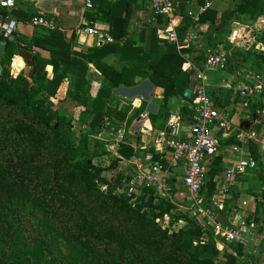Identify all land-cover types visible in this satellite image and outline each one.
<instances>
[{
  "label": "trees",
  "instance_id": "1",
  "mask_svg": "<svg viewBox=\"0 0 264 264\" xmlns=\"http://www.w3.org/2000/svg\"><path fill=\"white\" fill-rule=\"evenodd\" d=\"M213 1L197 0V4ZM234 3L232 9L222 12L210 7L194 22L187 14L189 3L182 0L176 13L178 41L182 43L194 31L201 42L185 50L157 37L156 29L167 26L166 18L153 15L154 26L144 23L130 28L137 0L93 1L88 10L93 26L100 25L112 34V22L119 19L123 23L120 37H114L113 43L76 52L72 46L80 45L74 30L66 40L58 29L42 27L47 43L17 33L11 41L5 40L0 63V264H264V256L254 249L221 243L211 229L202 226L191 213L193 201L170 165H159L169 174L167 191L161 196L142 190L127 195L129 178L118 166L138 155L140 137L133 142L128 131L145 105L134 108L116 91L146 80L161 89L159 116H168L170 101L182 98L192 81V72L182 71L185 53L194 56L189 60L200 71L209 53L218 54L224 63L220 70L233 73L242 85H252L251 78L259 77L262 89L243 109L246 119L253 115L264 118V26L253 32L254 43L245 52L233 50L229 40L232 22L264 23V0ZM6 19L8 12L0 8V23ZM36 49L45 51L47 57ZM48 66L51 74L46 71ZM65 83L64 100L82 106L78 134L72 115L52 102ZM236 93L225 88L207 95L215 109L229 115V100L239 98ZM183 100L179 116L193 119L194 102ZM259 119L257 130L264 123ZM104 130L124 132L121 141H113L116 150H112V141L95 138ZM220 142L222 146L237 144L238 135L221 137ZM248 150L256 161L253 170L260 189L252 187L255 211L246 221L264 223V162L255 141L248 142ZM160 158L153 154L156 162ZM209 163L199 194L204 208L210 206L221 157H211ZM236 194L230 193L220 214L227 217L235 210L230 205ZM58 239L81 256L68 260Z\"/></svg>",
  "mask_w": 264,
  "mask_h": 264
},
{
  "label": "built area",
  "instance_id": "2",
  "mask_svg": "<svg viewBox=\"0 0 264 264\" xmlns=\"http://www.w3.org/2000/svg\"><path fill=\"white\" fill-rule=\"evenodd\" d=\"M15 1L7 3V0H0V8L12 9L15 6ZM94 0H84V8L92 10ZM186 2L196 3L197 0H185ZM182 0H149V6L153 15L166 18L168 23L164 29L157 31V37L177 45L178 49H188L193 43L197 35L194 31L188 32L182 43L178 41L176 27L178 20L176 13L180 8ZM211 7V3L199 5L195 12L188 11V16L194 22H198L199 14ZM29 24L35 27H42L48 30L58 29L56 22L53 19H48L42 16H32L29 19ZM16 30V23L13 20L6 19L0 23V40H12ZM79 42L86 39H92L97 44H108L114 42V36L108 31L99 26L89 25L88 23L81 24L74 30ZM224 63L218 54L209 53L204 64V70L200 71L195 66H185L183 69L192 72V78L195 82L192 93L194 95V116L193 124L189 128L186 135L181 136L182 122L180 118L171 116L167 122L170 129V138L165 145L170 150V165L176 170V174L180 173L181 184L193 201V207L200 216V223L206 229H211L214 236L224 244L238 243L244 246H250L254 249V253H259L264 256V223L258 224L248 223L241 217L239 210L231 213V219L226 217V223L222 225L217 220L218 214L223 211L227 197L231 193V189L236 185V182L241 178L247 169H254L256 161L248 150V142L255 141L258 147V152L264 162V142L256 141L254 132L240 129L239 126L230 125L228 114L215 109L212 101L209 99L206 88L205 71L214 69H222ZM252 85L244 84L236 90V94L242 100V107L246 108L248 102L262 89L263 82L259 77H252ZM146 116L144 115V118ZM222 132L224 137H230L233 134L238 135V143L229 146L224 151L234 155L236 160L224 166L222 172L216 176V187L210 199L209 207L201 206V198L199 194L206 182L209 172V158L214 157L220 150V144L216 138V132ZM103 133L97 134L96 139H101ZM115 136V141H121L123 133L110 134ZM134 167L133 175L128 180V185L125 193L130 195L139 190L156 192L157 196L165 194L167 188H163L159 181L161 170L159 167L146 165L140 159L135 158L130 161ZM138 189V190H137ZM245 206V203H243ZM247 219V218H246ZM257 244H256V243Z\"/></svg>",
  "mask_w": 264,
  "mask_h": 264
},
{
  "label": "crops",
  "instance_id": "3",
  "mask_svg": "<svg viewBox=\"0 0 264 264\" xmlns=\"http://www.w3.org/2000/svg\"><path fill=\"white\" fill-rule=\"evenodd\" d=\"M110 1L116 2L117 0H110ZM217 1L218 0L211 2V7H213ZM198 6L199 4H197V2L190 3L187 9L188 11L195 12ZM6 11L8 12V19L13 20L16 23L15 34L16 33L20 34L21 36L27 39H34L41 43H47V40L44 37V35H42V31L39 27H35L29 24V19L32 17L33 14H35L33 16H42L45 18L48 17L50 19H53L56 22L57 27L59 28V31L63 34L66 40L70 37L71 32L77 29L81 24H84L86 22L89 25H92L91 21L89 20L92 14H91V11H88L84 8V0H16L15 6L12 9H6ZM152 17H153V13L149 6V0H147L146 3L143 2L142 0H137V5L134 7V13L131 19L130 27L132 29L133 28L136 29V28H139L144 23H147L150 26L152 25L154 26L155 21ZM97 26H100V25H97ZM160 29L161 28L157 27L156 32ZM203 29H206V25L203 26ZM197 39L191 44L195 45V43L197 42ZM79 45L80 46L73 45L72 49H74L76 52H81L84 50L85 47L93 46L95 45V43L92 39H86L83 42H79ZM137 45L141 46L140 43H137ZM185 49L186 48L183 47V50ZM36 50L37 52H39V54L42 57H47V53L45 51H42L39 49H36ZM184 55L186 57V61L182 65V71H184L183 69L185 68V66H190V65L194 66L192 62L189 60L191 58H194V56L191 55L190 53H185ZM109 63L113 64L111 60ZM217 70H220V69H217ZM46 71L51 74L52 67L51 69L49 68V70L46 69ZM208 72H210L209 75H206L205 73L206 82L208 83L207 87H209L208 88L209 90H207V92L211 90H216V91L224 90L225 88H232V90H237L242 85V82L240 80H237L234 78L233 73H229V75L227 76H222V75H216L217 71L214 72V70L208 71ZM138 78L139 80H141L140 77ZM191 80H192L190 82L191 84L188 88L193 90L195 82L193 81V79ZM235 82H238L240 84V85L238 84L239 86L237 88L232 86V85H235ZM67 86H68L67 83H65L60 87L56 101L59 102V100L60 101L64 100V95H65V91L67 90ZM97 86L98 85H95V88ZM119 90L123 91V98H124L123 100L126 99L125 100L126 102L128 103L130 102L132 104V107L139 108L141 104L145 105L143 113L140 115V117L137 120H135L132 123L128 131V133L133 136V140H132L133 142L136 136L137 137L139 136L141 140V144L138 145V150H137L138 155L137 157H134L132 160L137 158L145 162L146 165L159 167L161 170V173L159 175V181L161 185L163 186V188L164 187L167 188L166 180L169 174L165 171V169L159 166L161 163H164V162L170 165V150L165 145L166 141L170 138V129L167 126V122L171 116L180 118L182 122V128H183L181 131V136L186 135L189 128L193 124V119L182 117V116H179L178 114V110L180 109V107L185 105L183 97L172 99L169 105L168 116L166 113L164 117L160 118L161 116H159L160 113H159V103H158V100H160V97H161L160 88L154 87L152 84H150L146 80H143V81L141 80V82H139L134 87H131V88L120 87L117 91ZM230 108L232 109L233 113L232 112L231 113L233 115L232 114L228 115V117H229L230 124L232 126H235V127L239 126L243 121L249 120V119H246L245 113L244 115L240 113V116H242V118H240L235 107L231 105ZM144 115L146 116L145 118H144ZM157 115L158 117L155 118V116ZM258 119L259 118H257V120ZM259 120H264V118L260 117ZM153 122H155V124ZM256 124H257V121L255 125ZM252 132L256 134V138H255L256 141H258L259 143L264 142V123L261 124L258 130L255 129V130H252ZM221 137L222 139H227L229 137H224L222 135V132L220 131L216 132V138L218 139L219 144H220V150L218 154L216 155V157L217 156L221 157L220 169L222 172V169L224 168V166H227L233 163L236 160V157L224 151L226 148H228L231 145L222 146L220 142ZM153 154L161 156L158 162H156L153 159ZM132 160L123 161V171L126 172V175L128 176L129 179L132 177L133 170H134V167L131 166L130 164V161ZM209 166H210V163H209ZM170 167L173 169L174 173L176 174V170L171 165ZM176 175H177V179L181 180L179 175L178 174ZM256 184H254L252 187L256 188L255 187ZM236 192H237L236 201H234L230 206L235 207V210L239 206H241V209L245 208L247 215L249 213H253L255 211L254 201L252 200L251 202H249L246 199H244L237 190ZM183 194L184 193H180L179 196L183 197L184 196ZM154 195H156V192H154ZM227 201L228 200H226V204H227ZM243 203H245V206H243ZM208 207H209V204H208ZM231 217L232 215L229 214L227 218L231 219ZM248 247H249V251L253 252L251 245Z\"/></svg>",
  "mask_w": 264,
  "mask_h": 264
},
{
  "label": "rangeland",
  "instance_id": "4",
  "mask_svg": "<svg viewBox=\"0 0 264 264\" xmlns=\"http://www.w3.org/2000/svg\"><path fill=\"white\" fill-rule=\"evenodd\" d=\"M236 0H218L215 4L214 7H216V9H218L220 12L225 11V10H230L234 7V2ZM264 23L263 22H254V23H241V22H232V29H234V31L232 32V34L229 37V40L231 43H233V50H240V51H247L251 45L254 43V38L252 36L253 32H257L260 28H263ZM131 28V27H130ZM196 46L201 45V42L199 43V40L197 39V42L195 43ZM221 48V47H220ZM188 72V70H185ZM184 71V72H185ZM216 72V75H222V76H227L229 75V73L227 71L224 70H217L214 69V72ZM206 75H209L210 72L205 71ZM238 82H235V85H233V87L237 88L239 85ZM237 85V86H236ZM235 93V90H233V94ZM117 96L121 97L122 100L123 98V91H116ZM235 98V101H233V99ZM126 100V99H125ZM52 102L57 105L59 108H62L66 113H68L69 115H72L73 117V121H74V129H75V133L78 134V127H79V110H82V106H79L77 104H75L73 101L71 100H63L60 101L59 103L58 101L52 100ZM231 105L233 107H235V109L237 110V113L240 116V113H242L244 115V113L246 112V110L243 109L242 107V100L238 97L232 96L229 100V106H228V112L229 115H231L232 109L230 108ZM232 112V113H231ZM241 114V115H242ZM233 115V114H232ZM240 118H242V116H240ZM231 125V124H230ZM123 126V125H122ZM256 127H258V125H254L252 126V130L256 129ZM123 130V127H122ZM115 136L110 135V133L108 132V130H104L101 139L99 140H110L113 141L115 140ZM90 142L93 141V137H90ZM115 142V141H114ZM116 144L113 143L112 144V150H116ZM264 152V150H263ZM119 169L123 170V162L120 163L119 165ZM180 177V174H178ZM110 176V174H107L106 177ZM260 183L259 182V178L257 176V172L253 169H247L244 174L241 176L240 180H238L236 182V185L231 189L232 191H238L241 196L246 199L247 201L251 202L253 199V192H255L254 190H252V186L256 183ZM256 184V189H260L259 184ZM184 195V194H183ZM244 208V207H243ZM194 209V208H193ZM236 210H239L241 213V217L244 218L246 220L247 218V212L246 209H241V206H239ZM191 213L194 214V216L200 221V216L198 217V213L194 210L191 209ZM36 217L39 220H43V215L41 213H36ZM257 223V222H256ZM57 245L62 253V255H64L68 260L70 261H74L75 259L79 258L81 256V254L75 250L72 246H70L68 243H66L65 241H63L62 239H58L57 240ZM249 249V247H248ZM253 250V248H252ZM222 254V253H221ZM44 257V255H43ZM222 259V258H221ZM223 260V259H222Z\"/></svg>",
  "mask_w": 264,
  "mask_h": 264
},
{
  "label": "water",
  "instance_id": "5",
  "mask_svg": "<svg viewBox=\"0 0 264 264\" xmlns=\"http://www.w3.org/2000/svg\"><path fill=\"white\" fill-rule=\"evenodd\" d=\"M122 27H123V23L121 20L119 19H115L113 22H112V26H111V32H112V35L115 37V38H119L120 37V34H121V31H122ZM5 47H6V43L5 41H2L0 40V63L2 61V57L4 55V51H5ZM49 68L51 69L50 66L47 67V70H49ZM2 73V67L0 65V74ZM183 98L185 99H190L191 101L194 100V95L192 94V90L190 88H187L184 93H183ZM257 121V116L256 115H253L249 120H245L243 121L239 127L241 129H244L245 131L249 130L251 126L255 125ZM217 220L219 221V223H221L222 225H224L226 223V218L224 215L222 214H219L217 216Z\"/></svg>",
  "mask_w": 264,
  "mask_h": 264
},
{
  "label": "clouds",
  "instance_id": "6",
  "mask_svg": "<svg viewBox=\"0 0 264 264\" xmlns=\"http://www.w3.org/2000/svg\"><path fill=\"white\" fill-rule=\"evenodd\" d=\"M7 3L11 4L12 3V0H7Z\"/></svg>",
  "mask_w": 264,
  "mask_h": 264
}]
</instances>
